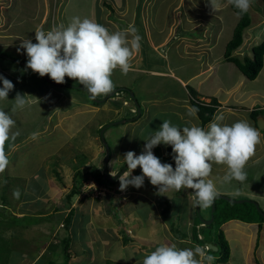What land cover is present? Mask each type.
I'll use <instances>...</instances> for the list:
<instances>
[{
    "label": "rangeland",
    "instance_id": "rangeland-1",
    "mask_svg": "<svg viewBox=\"0 0 264 264\" xmlns=\"http://www.w3.org/2000/svg\"><path fill=\"white\" fill-rule=\"evenodd\" d=\"M19 1L10 0L6 14L0 16L8 18L10 29H30L32 23H16V11L25 8L22 10L34 18V22L42 21L45 12L47 17L43 20L47 22L49 31L39 37L42 44L38 40L18 44L17 39L5 37V42L0 45L1 55L15 60L7 62L9 65L5 68L0 66V247L4 250L0 253V264H31L24 259L37 251L38 247L34 248L37 240L38 246L42 245L43 235L47 236L46 242L56 243L57 238L47 234L48 226L50 231H56L58 221L54 216L25 214L19 218V212L45 211V207L49 211L55 205H63L66 201L65 183L69 186L71 176L72 182L78 183L79 178L75 183L76 171L95 168L102 172L105 154L100 131L111 122L109 118L119 122L109 126L103 134L110 150L107 168L120 165V155L116 152L128 151L129 155L118 171L124 168L128 159L139 165H164L171 169L169 173L156 171L161 180L153 193L173 197L192 193L195 188L197 198L193 194L186 206L193 205L194 214L196 212L195 222L191 223L189 230L202 233L209 240L222 232L233 253L229 264H248L243 261L242 254L247 242L253 245L256 238L264 237V233L258 235L257 228L253 226L250 229L253 238L249 240L239 225L229 224L226 231L216 222L211 227L198 226H201V218L209 219L211 199L219 194L253 200L264 213V128L252 132L243 111L224 110V104V107H218L224 115L214 114L211 124L201 133L200 121L194 111H188V106L180 102L183 97L203 101L209 94L218 102L227 98L229 101V97L232 101L228 103L241 101L244 111L264 109V69L255 79H244L233 64L223 59L225 44L238 20L237 13L230 7V0H26L23 5ZM178 2L180 6L173 11L170 5ZM46 4L48 11L44 10ZM241 6L249 13L250 24L243 31L242 44L233 51L238 58L251 56L253 46L264 37L263 2L242 0ZM131 15H136L138 21L144 16L155 19L165 31L160 32L161 37L169 25L174 27L170 34L167 33L169 37L159 51V56H164L170 63L167 69H172L171 76L151 77L141 73L135 76L117 68L129 67L139 57L136 52L139 44L135 40L138 30L134 27L124 29L119 21H127ZM104 16H108V20L114 19L115 23L112 26L104 23ZM171 19L173 23L170 24ZM180 31L182 34L178 33ZM36 32L43 34L39 29ZM82 34L86 40L80 37ZM58 40L62 43L59 44ZM99 42L103 43L102 48L93 45H99ZM180 42L188 52L177 49L175 44ZM2 59L0 57V62ZM156 60L155 63L164 61L158 57ZM17 61L22 65L44 67L50 79L60 85L46 82L36 69L30 66L24 69ZM157 68L164 69L160 65ZM204 68L203 74L185 85L173 78L177 75L185 79V76ZM82 86L89 88L98 99L106 100L113 110L93 104L87 91L79 89ZM114 90L115 93L110 95ZM134 99L140 108V116ZM131 102L135 106L134 110L131 109L134 114L123 112L115 117L113 111L119 107L117 105L125 104L121 105L122 111H128L127 108L133 105ZM80 111L84 115H76ZM63 129L68 131L67 135ZM256 133L257 141L252 139ZM170 155L174 157L171 159ZM130 168L134 173L146 171L137 166ZM42 172L59 186L60 195L56 202H53L55 199L48 200L50 195ZM90 178L93 179L92 175ZM144 184L141 183L140 187L146 188ZM105 185L108 190L111 188L118 192L126 186V179L122 182L106 181ZM80 190L77 198L81 199L88 194L106 191L91 179L84 181ZM33 196L39 197L35 199ZM33 201L41 207L32 206ZM140 202L142 206L146 205ZM218 203L219 207L225 205ZM227 207L237 208L236 212L242 217L250 214L257 222L260 221L258 214L261 212L252 204H229ZM33 218L36 226L26 225ZM187 218L186 215L170 214L169 221L176 227L177 224L183 225L182 221ZM120 224L124 228L127 226L126 223ZM159 236L162 234L156 237ZM60 246L47 264L63 263L59 254L64 251V246ZM37 260L32 264H38L40 261ZM138 261L141 264V257Z\"/></svg>",
    "mask_w": 264,
    "mask_h": 264
},
{
    "label": "crops",
    "instance_id": "crops-1",
    "mask_svg": "<svg viewBox=\"0 0 264 264\" xmlns=\"http://www.w3.org/2000/svg\"><path fill=\"white\" fill-rule=\"evenodd\" d=\"M19 2H22L23 5L26 2V0H20ZM9 4H10V0H0V16L2 13L3 15L6 14L7 10L5 9H8ZM31 4L35 6L34 2H32ZM180 4H181L180 2L175 3L173 5H170L169 3L170 6H173L172 7L173 11H175L174 9L176 6H177L176 9H178ZM22 9L16 11V23L17 24L32 23L30 29L28 31L27 30L24 31L22 28V29H18L17 31H12L9 27L10 22L7 20L8 18L0 17V45H3V43L5 42L3 40L5 39V37H10V38L13 37L17 39L18 44L32 43L33 41L36 40H38L42 44L39 37H43L44 33L46 34V32L49 31V28L46 27L47 22L46 21L44 22V20L47 17L46 15L44 16L45 12H43L42 21L38 19L39 22L38 21L34 22L33 21L34 18L28 17L27 14L25 13L26 11H23ZM3 10L5 11L2 12ZM44 10L48 11L47 4L45 5ZM132 16L133 15H131L130 17L131 19L128 18L127 21H123V20H119V21L123 23L122 25L124 29H126L127 27H134L135 29L138 30L135 40L137 41V44H139V47L135 49L139 57L134 59L129 64V67H124L123 65L117 68H120L123 71L127 72L128 74L135 76L140 73L149 74L151 77H155V76L161 77L163 75L171 76L173 73L172 69H167L170 68L169 67L170 63H168L166 59L163 58L164 56H159V51L162 45L165 44L166 39H168L169 34L171 32V28L173 30L174 27L172 26L170 28L169 25L166 34L161 37L160 32L162 30L164 31V29H162L161 24H156L155 19H153L152 17L144 16L141 19V21L140 19L138 21L136 20L137 18L136 15L134 17ZM140 16L142 17L141 14ZM114 21H115L114 19L108 20V16H104L103 18V22L104 23L107 22L106 24L108 25L114 24L115 23ZM171 23H173L172 19L170 20V24ZM36 28H38L41 32H43V34L38 35V33L36 32V30L38 29ZM165 29H167V26ZM168 32L169 34H167ZM181 32L182 31L178 33L182 34ZM156 33H158L157 36H155ZM84 36L85 35L83 34L80 35V37H83V39L86 40ZM146 39H148V41H146ZM116 40H118V38H116ZM58 43L60 44L62 42L58 40ZM93 45L99 46V48L103 47V43L100 42L99 45L97 44H93ZM175 45L177 46V49H179L180 51L183 50L185 52L186 50L188 52V48H186L184 44H182V42ZM103 54L105 55V51ZM152 55H155L156 57L164 61L155 63L157 61L156 57H150ZM7 65L9 64L5 61L0 62V66L2 68H5ZM158 65L163 66L164 69L157 68ZM262 68L264 69V60H263ZM205 71L206 69L204 68L203 70L195 74H192L190 76H185L184 77L185 79H182V77H179L177 75H174L173 78L176 81L178 80L181 84L185 85L186 82L188 83L192 81L195 77L203 74ZM243 78L245 79L244 76ZM215 93L218 92L216 91ZM212 96L213 95H209V94L206 95V97L202 102L209 103ZM229 96L230 95H228V97ZM197 100L201 101V99H197ZM230 101H232L230 100V97H229V101L228 98L220 100L219 101L220 105L218 107H222V106L224 107L225 104L226 109L224 110L227 111L234 109L235 110L241 109L243 111V116L245 117L246 124L249 128H251L252 132H254L255 129H258L255 122L256 120L254 121V119L251 116V110L248 109L247 111H244L243 110L244 107L241 101L238 102L239 104L228 103ZM124 102H126V100ZM180 102L188 106V111L193 110L196 117L200 121L198 115L194 110L193 105L190 102V99L188 100L186 97H183L180 99ZM95 105L99 106V108L105 106L102 109L113 110L107 104L106 100H104V102L101 103H95ZM121 105L124 106L125 104L122 103ZM121 105H117L119 107L114 109L113 114L115 115V117H119V115L123 114V112L126 113L129 112L132 114L135 113V111L133 112L131 111V109L133 110L135 109L134 104L129 108H127L128 111L125 110L122 111L123 107H121ZM250 106L252 105L250 104ZM218 107L215 110L214 114H218L219 117H221L224 114L223 112L219 111ZM253 108H255V106H253ZM76 115H84V113L83 111H80V112H76ZM140 115L141 112L139 116ZM124 118H125L124 121H126V117ZM256 118H262L264 120V116L262 115L261 116L258 115ZM109 119L112 121V118ZM113 120L116 119L114 118ZM210 121L207 122L205 125H202L200 122L201 133H203L205 127L211 124ZM100 125L101 123L98 125V127H100ZM50 131H51V127H50ZM63 133L67 135L68 131L63 129ZM175 134L179 135L180 133H175ZM257 137L258 134L256 133V136H252V139L257 141ZM200 138L201 135L199 136L198 139ZM176 144L178 145L180 143H176ZM254 150H256V148H254ZM99 151H101V148L99 149ZM123 152L124 151L116 152L118 153V155H120V161H119L120 165H123L125 163L124 159H126L127 156L129 155L128 151L126 153ZM43 154L45 155V152H43ZM170 157L172 159L174 155H170ZM125 161L130 162L131 159ZM83 164L85 165V163H82V165ZM119 166L115 167V165L114 166L112 165L111 166L112 168L111 169L107 168V170L110 174L113 175L118 172ZM132 166H136V165H132ZM157 166H160V168L156 167V165H151V167L154 168L151 170V169H146L145 167H142L140 165H137V167L146 170L144 173H138V172L134 173L132 168H129L123 173V175H121L119 178L116 179V182H122L126 179V186L123 189L119 190L118 192H116L114 189L113 191L111 188H109L110 191L104 193L101 197L96 198L97 200L86 197H83V199L80 200L76 197L77 201L76 200L72 201L69 206H66L64 203L63 205L60 206L58 205L53 206V208L50 209L49 211H47L45 207V211L39 210L34 213L29 211L19 212V214L21 215L19 218L23 217L25 214L33 215V216L38 214V215H46L47 217L54 216L55 220L58 221V223L56 224V231L55 230L50 231V226H48L47 229L48 230L47 232H49L47 234L49 236L57 238L56 243L46 242L47 236L43 235L42 239L44 238L43 239L44 241L42 242V245L38 246L39 240H37L34 243V248L36 246L38 247L37 251H33L32 254H28V256L24 260L28 261V263L31 264L35 263L36 259H39L37 261H40L38 264L49 263L52 255L55 254L56 249L58 247H61L60 244H63L65 246L63 239L69 237L70 241H69V245L67 246L68 258H69L68 264H138L139 262L138 259L140 257H141V261H140L141 264H214L218 256L212 255L209 252H205L203 249V243L195 241L194 239L193 233L195 231L193 230L192 232V230L191 231L189 230L191 223L195 222L193 220L196 212L194 214L193 205L192 206L190 205L188 208H186V206L190 203L189 200L193 198V194L195 193L192 191V193L189 194H182L181 196L176 194L173 197H165L163 195L156 196L155 193L153 192L156 190L155 187H157V183L161 180V177L159 176L160 174H158V172L156 171L162 170L168 173L170 172V170L163 169L161 167L164 165H157ZM129 174H133V175L129 176ZM41 175L42 178L47 183L46 188L50 195V198H48V200L55 199L53 202H56V199H58L60 195L59 186L46 173L42 172ZM71 182H72V176L70 178L69 186H67L66 185L67 183H65V193H64L65 195L71 190V187L74 184V182L72 183ZM141 183H145L144 186L146 188H143V186L140 187ZM165 187L169 188V185H166ZM215 192L217 191H214V193ZM151 193H153L152 196L150 195ZM245 196L248 195L246 194ZM38 197L39 196H36L35 199H37ZM210 197L211 195L206 197L207 203ZM140 201H142L146 205L142 206ZM41 203H45V202H41ZM162 203H166V204L162 205ZM34 205H37V202L33 201L32 206ZM37 206L41 207V205H37ZM70 211L72 212L70 221L67 225H64ZM166 212H168L167 217L165 216ZM192 212L194 215H192ZM170 214L186 215L188 216V218L182 221L183 225L177 224V226L175 227L174 224L170 223L169 221ZM34 219L35 218H33V220L31 221L28 220L29 223H27L26 225L35 227L36 223ZM120 223H126L127 225L126 228H124V226H122ZM229 224L234 225V227H236L237 225L242 226L243 233H247L246 235L249 237V240L253 238L250 230L251 227L253 226L257 228L258 235H262V233H264V222H260V221L257 222V220L255 219L247 223L240 219H230L221 224L222 229H225L226 231L225 227ZM198 227H203L202 223L201 226ZM60 231H62L61 234H59ZM50 233H52V235ZM160 233L162 234V236L156 237ZM196 234L198 235V238L200 239L204 238L205 240L206 235L204 236L202 233H198V232H196ZM205 241L210 242L211 239L209 240L206 238ZM247 243L248 244L245 246L242 252L243 261L244 262L246 261L248 264H264V237L256 238V243H254L253 245L252 242H247ZM22 255L23 254H21V257ZM59 255H62L63 258V255H65L64 251ZM232 257H233V253L230 252L228 260L224 263H219V264H229Z\"/></svg>",
    "mask_w": 264,
    "mask_h": 264
},
{
    "label": "trees",
    "instance_id": "trees-1",
    "mask_svg": "<svg viewBox=\"0 0 264 264\" xmlns=\"http://www.w3.org/2000/svg\"><path fill=\"white\" fill-rule=\"evenodd\" d=\"M261 1L263 2V10H264V0H261ZM241 2H242V0H230V2H229L231 9L237 13L238 20H237V22L233 28V32H232L230 39L226 42L224 53H223V59L225 61L233 63L241 71V73L245 76V78H247L249 80H253L256 78V76L258 75V73L261 70L262 65H263L264 37L259 43H257L256 45L253 46L251 56L243 55L242 58H238L237 56L233 55V51H235L243 42V31H244V29L250 24L249 13L247 12V10H245L241 6ZM0 57H1V59L3 57L1 55V53H0ZM2 60L5 62H9V61L15 62V60H13V59L11 60L9 58L6 59V57H3ZM16 63H18L19 65H22V63H20L18 61ZM23 65L21 67L24 69H26L28 67L25 64H23ZM36 70L40 74V77L42 79H44L42 77L40 71L38 69H36ZM48 83H50V82H48ZM79 89H81L83 92H85V90H83L82 88H79ZM121 91H123V90H121ZM190 102L193 105L194 110H195L196 114L198 115L202 125H205L207 122H209L212 119L215 110L220 105L219 102L215 99H211L209 103H203L202 101H199V100L193 98V99H190ZM258 112H260L262 115V113L264 112V109L251 110V116L254 119V121L256 120V117L258 116ZM169 158H170V156H169ZM91 169L83 171V172L76 171L77 173L74 174L75 175V183H76V180L78 178H79V180H78L77 185L73 184V186L71 187V190L66 194V196H65L66 206H69L70 203L74 200L77 201L76 197L80 194V187H81L83 181L86 180L89 175H92V177H93V179H95L96 183L101 184L103 187H106V185H105L106 181L103 179L102 173L98 172L97 169H95V168H93L92 170ZM108 191L109 190L107 187L106 192H108ZM73 198H74V200H73ZM86 198H91V199L97 200L96 198H98V197L95 195L88 194V195H86ZM80 200H82V199L80 198ZM217 200L215 201V210L213 213V215H214L213 223L216 222L219 225H221L222 223H224L230 219H240V220H243L246 222H251L254 220V218H252L250 214L248 217H242L239 213L236 212L237 208L227 207L229 204H234V203H229L223 199H219L220 202H223L225 204V205H221L219 207V203H218L219 201H217ZM248 204H251V203H248ZM71 211L68 214V218H66L67 220L64 223V225H67L69 223L70 217L72 215ZM258 215H259L260 221L264 222V217L262 216V214L259 213ZM213 223L211 224V226L213 225ZM205 227H207V226H205ZM193 234H194L193 236H194L195 241L201 242L203 244L207 243L205 241L206 237H205V240H204V238H201V239L198 238L196 231ZM214 237L215 238L208 243L213 244L214 246H216L217 249L213 250L211 248L208 251L215 253L218 256L216 258L214 264L224 263L228 260L229 255H230L229 244H228L227 240L223 237L222 232H220V231L218 232L217 236H214ZM63 241L65 243V246L63 244H61V245L64 246L65 255H63V258H62V260H63L62 264H68L69 258H68L67 246L69 245L70 239H69V237H66L63 239ZM3 251H4L3 247H0V253Z\"/></svg>",
    "mask_w": 264,
    "mask_h": 264
},
{
    "label": "water",
    "instance_id": "water-1",
    "mask_svg": "<svg viewBox=\"0 0 264 264\" xmlns=\"http://www.w3.org/2000/svg\"><path fill=\"white\" fill-rule=\"evenodd\" d=\"M10 59V58H9ZM27 66H30L32 68H35V69H38L42 75V77L44 78V80H46L47 82H50V83H53L55 85H60V83L56 82V81H53L50 79V77L48 76V74L46 73V70L44 67H41V66H37V65H27ZM82 88L83 90L87 91L88 93V96H89V99L94 102V103H101V101H104V99H98L97 97H95L91 90L85 86H82L80 87ZM116 90H114L113 92H110V95H113L115 93ZM133 96V95H132ZM134 102H135V106L137 108V114H140V108L138 107L137 105V102L136 100L134 99ZM119 121H111V122H108L106 123L102 128H101V131H100V136H101V140L103 142V146H104V161H103V170H102V175H103V178L108 181V182H114L116 181L117 178H119L126 170H128L130 168V166L132 165H139V164H135V163H131V162H128L123 169H121L120 171H118L117 173L115 174H110L107 170V162L109 160V156H110V150H109V147L107 145V143L105 142V139L103 137V134H104V131L111 125H114V124H117ZM256 125L259 129H263L264 128V120L262 118H258L256 120ZM142 167H145L146 169H154L153 167H148V166H144V165H140ZM163 169H167V170H171L169 169L168 167H164V166H161ZM158 168H160V166H158ZM189 179V178H188ZM190 181V180H189ZM193 187V185H192ZM194 193H195V197L197 198L196 196V191H195V188H194ZM217 199H223L229 203H234V204H238V203H251L253 204L262 214V216L264 217V213H262V211L260 210L258 204L253 201V200H250V199H234V198H229L225 195H215L212 199H211V202H210V205H211V212L209 213V219H200V222L203 223L204 225H206L207 227H210L211 224L213 223L214 221V210H215V201ZM197 213H199L198 211V206H197ZM213 250H216V246H211Z\"/></svg>",
    "mask_w": 264,
    "mask_h": 264
},
{
    "label": "clouds",
    "instance_id": "clouds-1",
    "mask_svg": "<svg viewBox=\"0 0 264 264\" xmlns=\"http://www.w3.org/2000/svg\"><path fill=\"white\" fill-rule=\"evenodd\" d=\"M106 5H108V4H106ZM109 6V5H108ZM239 70V69H238ZM240 71V70H239ZM241 72V71H240ZM243 75V74H242ZM244 76V75H243ZM245 77V76H244ZM131 167V166H130ZM102 173V172H101ZM91 177V175H89L88 177H87V179H91L96 185H101V184H98V183H96V181L94 180V179H92V178H90ZM86 179V180H87ZM86 180H84V181H86ZM84 181H83V183H84ZM82 183V184H83ZM102 186V185H101ZM103 187V186H102ZM103 188H105V189H107V187H103ZM104 193H107L106 191H104V192H101V193H99V194H97V195H95V196H97V197H101ZM78 199H80V198H78ZM202 225L203 226H206V225H204L203 223H202ZM211 246H214L213 244H211V243H208V241H207V243L206 244H203V249H204V251L205 252H209L208 250L209 249H211L212 247ZM204 255V254H203Z\"/></svg>",
    "mask_w": 264,
    "mask_h": 264
},
{
    "label": "bare ground",
    "instance_id": "bare-ground-1",
    "mask_svg": "<svg viewBox=\"0 0 264 264\" xmlns=\"http://www.w3.org/2000/svg\"><path fill=\"white\" fill-rule=\"evenodd\" d=\"M230 2V1H229ZM250 130V129H249Z\"/></svg>",
    "mask_w": 264,
    "mask_h": 264
},
{
    "label": "built area",
    "instance_id": "built-area-1",
    "mask_svg": "<svg viewBox=\"0 0 264 264\" xmlns=\"http://www.w3.org/2000/svg\"><path fill=\"white\" fill-rule=\"evenodd\" d=\"M101 193V192H100Z\"/></svg>",
    "mask_w": 264,
    "mask_h": 264
}]
</instances>
